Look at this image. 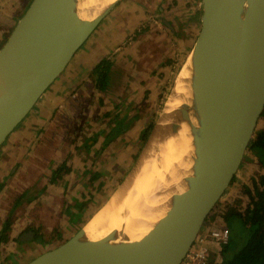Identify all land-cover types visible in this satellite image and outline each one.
Returning <instances> with one entry per match:
<instances>
[{
	"label": "water",
	"instance_id": "water-1",
	"mask_svg": "<svg viewBox=\"0 0 264 264\" xmlns=\"http://www.w3.org/2000/svg\"><path fill=\"white\" fill-rule=\"evenodd\" d=\"M120 1L90 21L78 17V0H27L0 48V151ZM200 6L186 56L191 104L176 111L178 124L188 121L190 112L197 121L193 174L186 191L172 197L167 215L123 264H182L231 187L264 110V0H201ZM181 36L177 43L186 52V32ZM121 126L120 121L107 141ZM144 135L143 130L139 140ZM82 225L26 264H72L87 254L96 243L85 238ZM34 235L28 232L19 241L32 242Z\"/></svg>",
	"mask_w": 264,
	"mask_h": 264
},
{
	"label": "crops",
	"instance_id": "crops-1",
	"mask_svg": "<svg viewBox=\"0 0 264 264\" xmlns=\"http://www.w3.org/2000/svg\"><path fill=\"white\" fill-rule=\"evenodd\" d=\"M151 1L120 2L76 52L63 74L0 151V234L6 222L9 220L10 223L5 232L7 236L0 242V264H26L41 254L39 248L44 244L43 236L36 234L32 242L19 241L27 232L28 225H40L39 230L44 234L55 229L61 230L65 220L59 218L63 201H66V205H71V200L82 203L83 196L86 197L82 193L89 191L92 194L98 189L100 180L95 181L96 174L104 175L107 172L106 176H112L116 170L114 163L109 161L112 153L121 156L118 166L128 160L127 157H131V150L135 149L132 145L143 131L142 124L137 121L139 114L131 110L128 113L129 105L116 115L110 105L116 103V99L118 102L123 99L128 104L133 102L137 105L156 101L161 89L165 88L167 75L172 74L173 66L179 60L175 39L183 38L181 33L185 31L188 43L184 47L191 45V37L194 38L192 32L196 31L201 7V0ZM26 2L27 0H0V48ZM126 15L129 16L128 21L124 22L121 17ZM157 17L162 23L165 21L170 24L173 29L166 28L163 24L158 26ZM138 24H143V33L133 40L135 35L132 31ZM179 52L184 53L180 49ZM102 64L107 67L110 64L109 70L114 69L120 73L122 84L116 96H113L114 88L109 90L98 86L97 70ZM99 99L109 107L100 106ZM108 112L114 113L116 118L119 116L122 120L126 119L124 125L126 122L130 124L103 150L98 162L93 156L101 152L104 138L113 127L108 126L106 120L94 131L102 133H98L101 136L96 142L90 143L91 155L86 152L85 143L77 139L78 134L73 137V140H78L76 143L61 144L63 135L69 132H64L63 127L67 122L75 120L77 115L96 120ZM69 151L71 159L68 158ZM248 155L220 202V221L215 219L216 224L210 227L226 226L230 231L228 222L224 221L225 214L230 210L242 213L249 206V198L244 194L243 187H250L251 179L258 178L264 171L258 159ZM63 163L68 168L71 167L70 173L62 177V184H58L63 187L53 188L50 185L51 179ZM91 212L90 210L85 214L90 215ZM211 249L213 252L210 258H220L212 264H220L221 248L212 244Z\"/></svg>",
	"mask_w": 264,
	"mask_h": 264
},
{
	"label": "bare ground",
	"instance_id": "bare-ground-1",
	"mask_svg": "<svg viewBox=\"0 0 264 264\" xmlns=\"http://www.w3.org/2000/svg\"><path fill=\"white\" fill-rule=\"evenodd\" d=\"M115 1L78 0L76 13L80 19L91 21ZM187 59L136 166L116 194L82 226L85 238L96 244L87 254L78 255L72 264H89L96 260L123 264L134 252V245L167 215L172 197L186 191V179L193 174L192 128L197 127V121L190 112L188 121L178 124L176 111L191 104L192 72L190 59ZM173 124H178L174 132L171 131Z\"/></svg>",
	"mask_w": 264,
	"mask_h": 264
},
{
	"label": "rangeland",
	"instance_id": "rangeland-1",
	"mask_svg": "<svg viewBox=\"0 0 264 264\" xmlns=\"http://www.w3.org/2000/svg\"><path fill=\"white\" fill-rule=\"evenodd\" d=\"M123 1L124 0H121L120 2H123ZM128 1L139 2L140 0H128ZM120 2L114 7V9L120 5ZM143 2H144V0H143ZM151 2H154V0ZM15 3H17V2H15ZM142 7H145V6L142 5ZM113 10L111 12H113ZM111 12H110V14H111ZM110 14H108V16H110ZM128 17L129 16L126 15L124 18L121 17V19H123L124 22H127ZM156 23H158V26H162V24H163L164 27H166V25L161 22L159 17H157ZM142 25L138 24L135 27V29L132 31L133 34L135 35L133 37V40L135 39L136 36L142 35V33H143V29L141 27ZM162 30L164 31L165 29L162 28ZM162 30H160V31H162ZM192 34L195 37L196 31L193 30ZM175 40L178 42L177 38ZM175 40L172 39V41H175ZM175 46L177 49V50L176 49L175 50L177 51L178 54H180V55H178L179 60L177 63L174 64L172 74L167 75V80L164 84L165 88L161 89L162 92L159 94L158 98H156V101L154 103H143V104L137 105L136 103H133V102L128 104V103H126L127 101L123 100V99H121L118 102V100L116 99V100H114L116 103H113L112 105H110L111 107L113 106L114 112H116V115L119 114V112L124 111L125 107H127L129 105L130 106L127 110L128 113L131 110V112H135V113L139 114V115H137L138 116L137 121L142 124V127H143L142 130L145 131V135L140 140L138 137L136 142L132 145V147L133 148L135 147V149L131 150V153H132L131 157L130 156L127 157L128 160H125L122 164L120 163L121 166L120 165L118 166V160L121 159V156L117 153H112L109 156V161L114 163L115 169H116L115 172L112 174V176L111 175L106 176L107 172H105L104 175H100V174L97 175L96 174L95 175V181H96V179L100 180V183L98 182V189L95 190L94 193H92V194H90L89 191H86L87 192L86 194L82 193L83 195H86V197L83 196V198H82L83 202L82 203L79 204L78 200H76V201L71 200L72 201L71 205L67 204L68 205L67 206L66 201L65 200L63 201V204H62L63 206H62V210L60 212L59 218H61V219L65 218V220H64V223L62 224L61 230H59V231H57L56 229L51 230L49 233H45L46 234L45 235L41 230H39L40 225L39 226L38 225L37 226L36 225H28L27 231H29V230H32L35 232L37 231L36 233L38 234V236L39 235L43 236L42 241H44V244H42V246H40L41 248H39L40 253H44L48 249L59 245L58 244L59 242L62 243L64 241H66L68 238H70L79 228H81L82 224L84 225L90 218L93 217L94 214L97 213V211L103 206V204L107 200H109L110 198L113 197L112 195L116 194V191L118 190V188L124 183V181L130 175V173L133 169V166L139 157V154L141 153L146 142L148 141V139L152 135V132L155 128V125L157 124V121L160 119V116H159L160 112L162 111V109H164L163 106L165 107V104L168 101L170 92L173 89L172 87H174L173 83H174V81L176 82V80H177V77L179 74L178 71H179L180 67L182 66L184 60L186 59L188 51L190 50L189 47H187V48L183 47L184 48L183 50H185L186 52L180 53L179 52V49H180L179 46L180 45L177 43ZM104 63H106V61H104ZM108 67L110 69V64L108 65ZM103 68L106 69L107 66L103 67ZM106 70H108V69H106ZM102 71H103V69H102ZM106 78L108 80V83H106V86L104 85V87H106V89L108 88L109 90L111 88H114L115 89V95H113V96H116L117 92H118V88L122 84L120 73L114 71V69H111V70L107 71ZM98 86H99V84H98ZM122 102H124L126 106L120 105V103H122ZM100 106L109 107V105L104 104L103 100H100ZM127 112H126V114H128ZM113 114L114 113H112V112L111 113L108 112L103 117L97 118L96 120H89V118H87V117H83V116L79 117L77 115V118L75 120L70 121L72 123L67 122L65 124V126L63 127L64 132H68V131L69 132L65 133L63 135V138H62L63 140L61 141V144H72V143H74V141L76 143V141L81 140V141H83V144L85 143L84 146L88 145V146H85V150L87 153H90V149H91L90 143L91 142L94 143V140L97 141V139L101 136L100 135L97 138L96 134L101 133V132L99 131L96 133L94 131L97 130V128H100L105 120H106V122L108 121V124L110 122H112V124L110 125L111 127H112V125L117 126L119 124V122L121 121V119H120L121 117L119 118V116H118L117 118H115L116 115H113ZM130 122H132V121L130 120ZM126 123H127V126H128V124H130L128 122H126ZM263 123H264L263 120H259L256 131L262 129ZM120 133L122 134V131L115 133L114 137H117L118 134H120ZM71 134H72V136H71ZM76 134H78V138H77L78 140L76 138H75V140H73V137H75ZM104 139H105V141L107 140L106 136ZM111 143H112V140H109L108 142L104 143L102 148H101L102 149L101 152L99 154H95V156H93L97 162H98V159L101 157L103 150L108 148V146ZM119 147H122V145ZM123 153H125V151H123ZM248 153H249V151L247 152V155H248ZM69 154H71L70 151L68 152V158H70ZM249 154L252 155L251 152ZM89 155H91V153ZM127 158H125V159H127ZM248 158H249V155H248ZM95 166H96V164H95ZM103 167H104V165H103ZM70 170H71V167L68 168V166H66V164L63 163L61 165V167H59L57 169V171H55L57 173L54 177H52V179H51L52 182L50 183V185L54 186L53 188L63 187V186H58V184L60 182L62 184V182H63L62 177H65L66 175L68 176L70 173ZM56 177H57V180H55ZM42 191H44V189ZM35 194H38V192H36ZM35 198H36V196H35ZM72 204H77V205L73 206ZM221 205L222 204L219 203L217 206V212H215L211 217L210 216L208 217L209 219H208L207 223L205 224L204 229L202 231L205 232L206 230L212 229L213 227H210V226H213L214 224H216L217 221L215 219H218V221H220L221 217H219V215H220L219 209H220ZM73 210H74V212L72 213ZM90 210L92 211L90 213V215L85 214V213H88ZM224 221H226V220H224ZM6 225H8L7 228H6ZM9 226H10V223L8 220L3 227V230L1 231L0 242L2 241V239L5 238V236H7L5 234V232L8 230ZM5 228H6V231L3 232ZM40 241L41 240H39L38 242H40ZM40 243H42V242H40ZM211 245L212 244H208V248H209L208 264H212L213 261H216L217 259L219 261V259H220V258H217L216 256H212L210 258V255L213 252L211 249ZM217 248L220 249L218 246H217Z\"/></svg>",
	"mask_w": 264,
	"mask_h": 264
},
{
	"label": "trees",
	"instance_id": "trees-1",
	"mask_svg": "<svg viewBox=\"0 0 264 264\" xmlns=\"http://www.w3.org/2000/svg\"><path fill=\"white\" fill-rule=\"evenodd\" d=\"M104 66L102 64L97 70L102 89L105 88L107 74ZM260 119L264 121V110ZM248 151L258 159L264 171V123L262 129L254 133ZM250 183V187H243L244 194L249 198L247 209L242 213L230 210L225 214L230 227V238L228 244L221 248L220 264H264V172L258 178H252ZM215 212L217 207L210 217Z\"/></svg>",
	"mask_w": 264,
	"mask_h": 264
},
{
	"label": "built area",
	"instance_id": "built-area-1",
	"mask_svg": "<svg viewBox=\"0 0 264 264\" xmlns=\"http://www.w3.org/2000/svg\"><path fill=\"white\" fill-rule=\"evenodd\" d=\"M229 238L230 231L226 226L215 227L205 232L202 231L182 264H208V244H214L222 248L228 244Z\"/></svg>",
	"mask_w": 264,
	"mask_h": 264
},
{
	"label": "flooded vegetation",
	"instance_id": "flooded-vegetation-1",
	"mask_svg": "<svg viewBox=\"0 0 264 264\" xmlns=\"http://www.w3.org/2000/svg\"><path fill=\"white\" fill-rule=\"evenodd\" d=\"M106 63H107V61H106ZM106 67V66H105ZM106 69H108L107 71H109V67H107ZM106 80H107V78H106ZM98 84H99V82H98ZM105 86H106V83H105ZM116 118V117H115ZM124 120H126V119H121V122H122V126L119 128V132L120 131H122V133H123V131H125L126 129V127H127V123L124 125L123 124V122H124ZM133 121V120H132ZM112 124V122H110L109 124H108V126H110ZM116 128V125L115 126H113L112 127V130L110 131V133H109V135H106V139H108V137L110 136V134L114 131V129ZM122 128V129H121ZM124 129V130H123ZM102 133V132H101ZM97 135V138L101 135V134H96ZM115 139V137H113L111 140L113 141ZM105 141V140H104ZM94 142H96V140H94ZM106 142H108L107 140L104 142V143H106ZM85 146H88V145H85ZM61 167V166H60ZM57 173V172H56ZM56 173H55V175H56ZM99 174V173H98ZM54 177V176H53ZM55 180H57V177H56V179ZM61 229H62V227H60ZM28 232H33L35 235L37 234V233H35V231H32V230H29V231H27L26 233H28ZM37 232V231H36ZM25 233V234H26ZM34 235V237L36 238V236ZM22 237V236H21ZM2 240H4V239H2Z\"/></svg>",
	"mask_w": 264,
	"mask_h": 264
}]
</instances>
